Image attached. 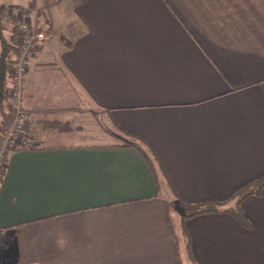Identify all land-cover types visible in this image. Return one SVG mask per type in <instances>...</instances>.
Listing matches in <instances>:
<instances>
[{
    "label": "crops",
    "instance_id": "crops-1",
    "mask_svg": "<svg viewBox=\"0 0 264 264\" xmlns=\"http://www.w3.org/2000/svg\"><path fill=\"white\" fill-rule=\"evenodd\" d=\"M57 6L0 1L46 33L23 88L37 147L0 185V264H264V191L239 206L249 228L179 206L233 208L264 177V0Z\"/></svg>",
    "mask_w": 264,
    "mask_h": 264
},
{
    "label": "built area",
    "instance_id": "built-area-1",
    "mask_svg": "<svg viewBox=\"0 0 264 264\" xmlns=\"http://www.w3.org/2000/svg\"><path fill=\"white\" fill-rule=\"evenodd\" d=\"M82 1V0H78ZM4 19L14 28L15 54L10 61L6 85V103L12 112V121L0 130V172L5 171L7 159L15 152L32 151L35 139L26 132L28 113L23 104L25 75L46 33L36 21H28L16 10L5 12Z\"/></svg>",
    "mask_w": 264,
    "mask_h": 264
},
{
    "label": "trees",
    "instance_id": "trees-1",
    "mask_svg": "<svg viewBox=\"0 0 264 264\" xmlns=\"http://www.w3.org/2000/svg\"><path fill=\"white\" fill-rule=\"evenodd\" d=\"M4 9L0 10V38L2 42L3 54L0 62V128L5 123L9 125L12 121V112L6 103V85L8 78V71L10 68L9 59L15 54V48L13 47L14 37L7 40L3 32V13ZM124 138L130 142L143 143V140L138 135L132 133H123ZM124 146H129L126 143L121 144ZM4 171L0 172V185L2 178L4 176ZM264 191V177L259 178L257 181L244 186L231 200L233 208L227 209L224 207L225 204H220L216 202L201 203L198 205L184 204L181 207V215L187 220L189 218H194L198 216H205L211 214L229 213L233 218H235L241 225L249 228V223L244 217L242 211L240 210V204L247 198L252 196L260 197ZM235 203V205H234ZM235 207V208H234ZM180 263V259H179Z\"/></svg>",
    "mask_w": 264,
    "mask_h": 264
},
{
    "label": "rangeland",
    "instance_id": "rangeland-1",
    "mask_svg": "<svg viewBox=\"0 0 264 264\" xmlns=\"http://www.w3.org/2000/svg\"><path fill=\"white\" fill-rule=\"evenodd\" d=\"M2 1L4 2L6 7H9V6H13L14 8L16 7L17 9H20L22 12L25 11V14H28V12L31 13V12L36 11L38 6L51 5L53 8H52V11H50V13L57 19L59 17V13L61 11H63L62 10L63 8L61 6L55 7L57 0H2ZM2 24H3V28H4L3 29L4 36L6 37L12 31V24L6 22L4 19L2 21ZM2 54H3V49H2V42H1V38H0V62H1ZM11 59H12V56L9 59V61H11ZM9 64H10V62H9ZM97 120H98V125L96 126L97 131L99 130L100 132L107 134V135H105V138H107L106 142H112L111 139L113 137L108 133L109 131L106 129L107 123L105 122V118L104 117L100 118V116L98 115ZM122 136H123V132H122ZM113 140L115 141L114 138H113ZM36 147H37V144H36ZM230 204H232V202ZM179 206H180V212H181L182 205H179ZM175 223L177 224V228H178V224L180 223L179 219H176ZM192 258L189 256L188 252H184L183 256H182L183 264H197L195 259L193 260Z\"/></svg>",
    "mask_w": 264,
    "mask_h": 264
},
{
    "label": "bare ground",
    "instance_id": "bare-ground-1",
    "mask_svg": "<svg viewBox=\"0 0 264 264\" xmlns=\"http://www.w3.org/2000/svg\"><path fill=\"white\" fill-rule=\"evenodd\" d=\"M63 1V0H62ZM7 82V81H6Z\"/></svg>",
    "mask_w": 264,
    "mask_h": 264
}]
</instances>
